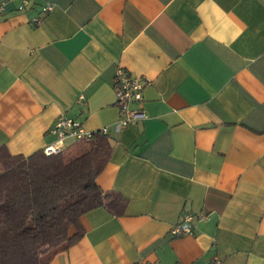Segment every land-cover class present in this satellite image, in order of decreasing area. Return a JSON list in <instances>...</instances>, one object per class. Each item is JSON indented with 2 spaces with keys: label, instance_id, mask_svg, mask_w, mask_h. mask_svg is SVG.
Masks as SVG:
<instances>
[{
  "label": "crops",
  "instance_id": "obj_1",
  "mask_svg": "<svg viewBox=\"0 0 264 264\" xmlns=\"http://www.w3.org/2000/svg\"><path fill=\"white\" fill-rule=\"evenodd\" d=\"M19 1L0 0V146L42 150L61 114L107 127L96 180L124 200L83 213L47 264H264V0ZM120 67L147 83L115 132Z\"/></svg>",
  "mask_w": 264,
  "mask_h": 264
},
{
  "label": "trees",
  "instance_id": "obj_2",
  "mask_svg": "<svg viewBox=\"0 0 264 264\" xmlns=\"http://www.w3.org/2000/svg\"><path fill=\"white\" fill-rule=\"evenodd\" d=\"M110 148L100 131L54 155H12L0 146V264H47L77 240L79 231L69 229L83 213L123 207L96 180Z\"/></svg>",
  "mask_w": 264,
  "mask_h": 264
},
{
  "label": "built area",
  "instance_id": "obj_3",
  "mask_svg": "<svg viewBox=\"0 0 264 264\" xmlns=\"http://www.w3.org/2000/svg\"><path fill=\"white\" fill-rule=\"evenodd\" d=\"M30 2V0H20L18 9H26ZM52 9L53 5L51 3H45L32 17V22L36 25L40 24ZM0 11H2V8H0ZM146 83L145 79L130 74L124 68L120 67L117 69L114 78V91L119 118L113 124L115 132H119L123 127L139 121L144 116L140 107L143 100L142 91ZM132 104H137L139 107L133 108ZM100 132L107 134V127H102ZM49 133L55 137V140L42 149L45 155H54L62 152L66 146L67 139L75 141L92 135V133L84 129L81 121L66 114L59 115L54 125L49 129ZM200 218H205V214H202ZM193 219L194 215L191 212H186L183 219L172 227L171 234L173 236H183L192 233L194 230ZM212 264H224V262L221 259H216Z\"/></svg>",
  "mask_w": 264,
  "mask_h": 264
}]
</instances>
